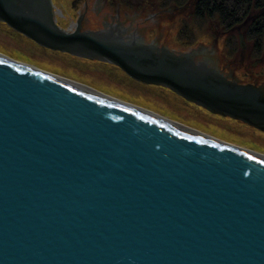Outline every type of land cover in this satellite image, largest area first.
<instances>
[{"label":"water","instance_id":"obj_1","mask_svg":"<svg viewBox=\"0 0 264 264\" xmlns=\"http://www.w3.org/2000/svg\"><path fill=\"white\" fill-rule=\"evenodd\" d=\"M153 3L83 0L72 33L52 0H0V21L264 130L225 25L194 54L176 45L190 10ZM0 264H264V161L0 60Z\"/></svg>","mask_w":264,"mask_h":264},{"label":"rangeland","instance_id":"obj_2","mask_svg":"<svg viewBox=\"0 0 264 264\" xmlns=\"http://www.w3.org/2000/svg\"><path fill=\"white\" fill-rule=\"evenodd\" d=\"M104 1L111 7L110 13L113 14L123 13V5L126 8L124 14L128 13V11L151 14L154 1H163L162 10L173 8L176 5H179L182 9L190 10V13L193 14L184 12V15L177 23L176 45L189 46L193 50L199 46L221 45L222 40L221 34H219V27L225 25L224 33L230 34V36L225 35L229 63L239 60L241 77L247 76V82L250 83L258 81L260 85L263 84L264 16L252 17L254 23H256L254 25H257V27L252 28V22L245 24L243 22L228 29L220 18L201 20L194 16L190 0H187L183 5L177 4L173 0ZM52 3L55 10L54 16L61 28L68 29L74 22H78L83 0H52ZM261 8L262 6L259 7V9ZM253 11H256L254 14H258L257 10H252L250 13ZM240 18L242 17L240 16ZM93 28H96L95 34L98 33L100 36H103L98 18L96 17L93 19ZM257 32H262L261 39L259 37L260 40L257 37L251 38L250 34H258ZM241 34L244 35V43L241 42ZM258 40L259 43L261 41L262 43L256 47L254 42ZM0 49L8 53L18 50L30 60L46 63L51 67L58 68L57 70L60 72L63 70L62 74L77 77L96 87L111 89L120 95L125 94L131 99H138V101H142L154 109L170 113L175 118H180L187 124H195L205 128L209 132H214L230 139L238 138L245 140L246 138L252 143L264 147V131L249 125L247 122L212 111L210 112L200 104L198 105L186 100L179 93L173 92L166 86L139 82L123 69H119L116 64L89 58L84 59L66 51L61 52L57 49H50L10 27L4 21H0Z\"/></svg>","mask_w":264,"mask_h":264},{"label":"bare ground","instance_id":"obj_3","mask_svg":"<svg viewBox=\"0 0 264 264\" xmlns=\"http://www.w3.org/2000/svg\"><path fill=\"white\" fill-rule=\"evenodd\" d=\"M195 4V3H193ZM53 5V3H52ZM179 7V5H176ZM54 7V6H52ZM181 8V7H180ZM193 8V6H192ZM55 11V10H54ZM60 13V11H59ZM193 14V13H191ZM195 16V13H194ZM78 26V22H74L70 28L66 29L68 31H75ZM98 34V33H96ZM99 35V34H98ZM32 39L31 37H29ZM33 40V39H32ZM45 46V45H44ZM200 47H206V46H199L197 48H194L193 53L197 54L200 53ZM61 51V50H59ZM64 51V50H63ZM61 51V52H63ZM68 52V51H66ZM70 53V52H69ZM72 54V53H71ZM74 55V54H73ZM76 55V54H75ZM0 60L4 62H8L10 64L16 65L18 67H21L23 69H26L28 71L34 72L38 75H45L50 77L52 80L63 84L68 85L74 89H78L84 93H89L97 98L104 99L108 102H112L115 105L119 107H124L130 111H134L135 113H138L140 115H145L154 121L157 120L163 125H168L169 127L173 128L177 132H181L186 135L194 136L198 139H203L205 141H208L210 143H213L215 145H219L220 147H227L228 149L237 152L242 155H249L252 158L260 159L264 161V147L259 144L252 143L249 139L240 140L238 138L230 139L226 137H222V135L209 132L205 128L199 127L195 124H187L186 122L182 121L180 118H175L172 114L164 113L158 109H154L152 106L148 104H144L142 101H138V99L130 98L125 94H118L112 91L111 89H105L101 87H96L95 85L85 82L84 80H81L77 77H72L69 74H62L64 72L63 70L58 71L56 68L51 67L50 65L46 63H39L37 61H33L32 59H28L23 53L17 51H12V53H8L7 51H4L0 49ZM119 69H122L118 66ZM127 73V72H126ZM128 74V73H127ZM138 80V79H137ZM143 83H148L145 81H140ZM149 84H157V83H149ZM159 85V84H158ZM162 86V85H161ZM165 87V86H164ZM167 87V86H166ZM171 89L170 87H167ZM172 90V89H171ZM174 92V91H173ZM202 106V105H201ZM203 107V106H202ZM206 109V108H205ZM250 125V124H249ZM252 126V125H251ZM254 127V126H253ZM257 129H260L258 127H255ZM262 130V129H260ZM264 131V130H263Z\"/></svg>","mask_w":264,"mask_h":264},{"label":"trees","instance_id":"obj_4","mask_svg":"<svg viewBox=\"0 0 264 264\" xmlns=\"http://www.w3.org/2000/svg\"><path fill=\"white\" fill-rule=\"evenodd\" d=\"M177 4H184L187 0H173ZM190 6L195 13V16L201 20H207L209 18H220L222 23L226 24V27L232 28L235 25H239L244 22L249 23L252 22V28L255 26L253 18L256 14H254L252 10H257L260 13L263 9H259V7L264 5V0H190ZM195 4H193V3ZM253 8V9H252ZM252 9V10H251ZM240 16L242 18H240ZM240 18V19H239ZM252 20V21H251ZM258 34H250L251 38L262 37V32H257ZM232 39V37H230ZM259 39V40H260ZM255 41L254 44L257 47L262 41L259 43ZM235 43V42H234ZM236 44V43H235ZM237 45V44H236ZM255 47V48H256Z\"/></svg>","mask_w":264,"mask_h":264},{"label":"flooded vegetation","instance_id":"obj_5","mask_svg":"<svg viewBox=\"0 0 264 264\" xmlns=\"http://www.w3.org/2000/svg\"><path fill=\"white\" fill-rule=\"evenodd\" d=\"M263 7V9H262V11L260 12V13H258V14H256V17H262V16H264V5L262 6ZM210 60V59H209ZM253 85V87L255 86V87H257V88H259V83H258V81L256 82V81H254V82H251ZM259 89H261V88H259ZM261 91H262V93H264V91H263V89H261Z\"/></svg>","mask_w":264,"mask_h":264}]
</instances>
